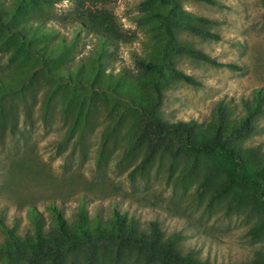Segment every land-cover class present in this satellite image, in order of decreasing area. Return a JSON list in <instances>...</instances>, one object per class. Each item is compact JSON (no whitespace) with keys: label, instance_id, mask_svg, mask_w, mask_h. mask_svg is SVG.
<instances>
[{"label":"trees","instance_id":"16d2710c","mask_svg":"<svg viewBox=\"0 0 264 264\" xmlns=\"http://www.w3.org/2000/svg\"><path fill=\"white\" fill-rule=\"evenodd\" d=\"M62 0H0V115L14 116L17 101L24 102L40 82L47 89L43 116L55 100L68 122L66 139L81 142L101 112L98 161L107 159L110 145L121 146L123 160L133 161L131 181L147 176L153 167L166 172L167 182L194 189L195 200L206 208L225 205L228 210L247 209L256 215L249 233L263 246L241 264H264V146L248 144L259 131L264 114V88L253 90L241 107L220 99L210 119L171 122L161 113L164 91L181 79L197 84L176 66L188 55L220 63L181 36L189 33L219 39L216 23L197 15L183 0H142L138 20L145 23L143 55L133 54L138 69L108 72L110 48L132 43L105 0H73L75 7L65 17L78 31L71 40L58 36L49 22L54 4ZM215 3L213 0H197ZM91 34L96 49L75 59L81 30ZM13 115V116H12ZM12 127L15 124L12 123ZM51 221L46 226L34 206L29 207L33 230L24 235L4 226L7 239L0 245V261L14 264H210L196 250H185L183 234H166L158 220L143 227L139 220L114 207L109 217L90 215L86 199L70 220L61 208L50 204Z\"/></svg>","mask_w":264,"mask_h":264},{"label":"rangeland","instance_id":"374dc122","mask_svg":"<svg viewBox=\"0 0 264 264\" xmlns=\"http://www.w3.org/2000/svg\"><path fill=\"white\" fill-rule=\"evenodd\" d=\"M213 1L182 2L185 9L214 20L211 27L220 38L205 39L189 33H182L181 37L218 62L236 67L188 55L177 57V68L192 76L197 84L178 79L165 89L160 113L168 121L206 122L220 99L239 108L241 100L249 98L255 88H264V0ZM140 2L105 0L104 5L115 12L122 28L135 37L132 43L110 48L108 72H138L133 54L143 55V42L147 40L145 23L137 18L144 10ZM74 7L73 0L55 3L56 15L49 22L58 36L68 40L78 31L65 18ZM96 47L95 38L82 29L74 49L75 59L90 55ZM5 63L0 55V66ZM46 89L43 82L35 85L24 102L17 101L12 119L4 113L5 121L0 123V220L4 226L20 235L31 232L30 206H34L47 226L52 203L71 220L80 199L85 198L91 216L109 217L116 207L135 216L143 227L158 220L166 234L181 232L184 249L196 250L210 264H241L263 246L249 233L256 221L253 212L230 211L225 205L208 209L195 200L193 188H183L174 181L168 183L166 172L156 166L147 176L131 181L128 172L134 162L123 160L121 146L115 143L110 145L107 159L99 162L104 120L101 112L81 142L76 141V136L66 139L68 122L61 113L59 100H55L47 118L43 116ZM248 144L264 146V114L258 133ZM6 239V230L0 223V245Z\"/></svg>","mask_w":264,"mask_h":264}]
</instances>
